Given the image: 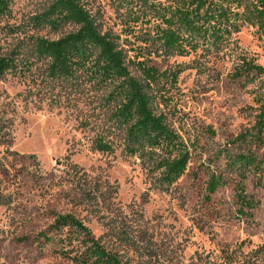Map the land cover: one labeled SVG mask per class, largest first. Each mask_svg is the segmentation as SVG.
Here are the masks:
<instances>
[{
    "label": "rangeland",
    "instance_id": "rangeland-1",
    "mask_svg": "<svg viewBox=\"0 0 264 264\" xmlns=\"http://www.w3.org/2000/svg\"><path fill=\"white\" fill-rule=\"evenodd\" d=\"M5 1L0 56L15 54L18 68L0 75V264H86L78 259L82 236L67 227L50 230L67 214L124 264H264V185L251 174L244 178L256 207L240 214V178L225 158L241 150L233 139L252 125V88L227 77L232 62L201 51L141 62V43L126 35L139 22L124 0H83L104 31L121 34L131 76L190 148L186 172L164 189L160 171L149 173L123 152L124 130L113 117L121 79L88 61L72 79L54 80L48 60L32 53L36 37L57 39L77 26L36 28L32 16L51 0ZM230 48L264 66V35L255 27L244 26ZM97 141L108 148L97 149ZM157 153L169 155L165 148ZM212 172L225 184L207 200Z\"/></svg>",
    "mask_w": 264,
    "mask_h": 264
},
{
    "label": "trees",
    "instance_id": "trees-1",
    "mask_svg": "<svg viewBox=\"0 0 264 264\" xmlns=\"http://www.w3.org/2000/svg\"><path fill=\"white\" fill-rule=\"evenodd\" d=\"M133 21L136 42L141 43L135 57L168 59L191 53L232 62V80H243L251 86L252 125L244 127L233 139L241 150L225 154L230 172L240 178L237 202L239 213L245 208H255L253 200L245 195L243 181L248 174L264 185V66L252 57L230 48L233 38L244 26L255 27L264 35V0H124ZM6 1L0 0V12ZM31 21L38 29L57 30L62 24L73 23L77 29L57 39L36 37L32 53L38 59L48 60L47 76L51 79H72L75 71L85 62L100 67L102 73L120 78L117 92L120 103L113 112L117 126L124 130L123 152L137 156L149 173L160 171L157 181L168 189L187 170L192 153L187 143L169 128L163 117L154 110L151 94L144 83L131 76L128 69V51L121 44V34L104 31L83 0H51L41 13ZM135 43V42H134ZM133 51V50H132ZM15 54L0 56V75L16 71ZM97 149L106 150L103 141L96 142ZM165 148L167 157L158 156L157 150ZM112 149L111 146L109 148ZM150 163V164H149ZM225 184L222 174H208L205 198ZM74 229L82 236L79 240L78 259L86 264H124L118 254L110 252L94 236L89 227L73 215H59L50 230ZM45 240L50 238L42 233Z\"/></svg>",
    "mask_w": 264,
    "mask_h": 264
}]
</instances>
